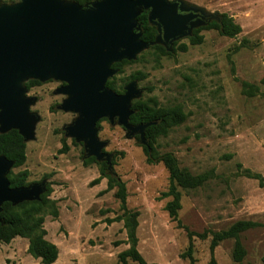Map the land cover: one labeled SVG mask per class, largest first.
<instances>
[{"label":"rangeland","instance_id":"obj_1","mask_svg":"<svg viewBox=\"0 0 264 264\" xmlns=\"http://www.w3.org/2000/svg\"><path fill=\"white\" fill-rule=\"evenodd\" d=\"M73 2V0H61ZM196 10L204 21L225 14L240 28L233 38L214 30L200 31L202 40L189 45L181 37L168 47V55L157 57L150 48L122 64L113 75L117 86L138 74L135 100H154L158 106H178L185 119L168 129L152 144L158 154L170 153L179 170L203 176L200 186L178 189L177 221L164 211L168 198V175L161 163L148 164L136 136L107 120L98 122L97 139L110 155L111 169L125 188V207L138 214L136 250L147 264H189L185 253L186 231L193 236L191 264H261L264 251V183L248 178L243 171L264 180V0H166ZM19 0H0L14 5ZM184 44V52L172 51ZM22 81L24 97L33 98L29 112L38 120L33 139L23 142L25 160L10 169L26 170V184L44 182L51 190L56 219L45 216V239L58 254L53 264H120L117 255L126 250L125 231L113 190L105 191L106 179L96 185L98 166L83 164L86 152L81 142L66 137L64 126L76 114L55 108L64 98L54 94L58 82L47 81L30 87ZM134 100V101H135ZM67 150L59 154L61 145ZM236 221L262 226L238 235L244 256L232 261L234 239L220 241L210 251L208 232L226 230ZM27 241L15 238L0 247V264H39L26 253ZM126 264H135L126 260Z\"/></svg>","mask_w":264,"mask_h":264},{"label":"water","instance_id":"obj_2","mask_svg":"<svg viewBox=\"0 0 264 264\" xmlns=\"http://www.w3.org/2000/svg\"><path fill=\"white\" fill-rule=\"evenodd\" d=\"M142 11L156 30L150 44L140 39L136 17ZM204 24L196 10L166 0H98L83 7L61 0H19L0 6V134L15 130L23 142L33 139L38 118L29 106L34 99L24 97L21 83L54 79L65 83L57 90L66 96L58 109L76 114L64 127L65 136L81 142L86 157L110 168L96 123L101 119L116 123L146 148L143 133L149 126L128 122L131 103L139 95L135 81H129L121 94L105 87L115 73L111 65L132 61L154 44L169 52L174 41ZM11 168L12 163L0 156V206L37 200L44 182L10 188L6 175Z\"/></svg>","mask_w":264,"mask_h":264},{"label":"trees","instance_id":"obj_3","mask_svg":"<svg viewBox=\"0 0 264 264\" xmlns=\"http://www.w3.org/2000/svg\"><path fill=\"white\" fill-rule=\"evenodd\" d=\"M98 0H73L80 6H84L91 2ZM136 22L140 27V39L146 44L154 42L156 30L147 21L146 11H142L137 17ZM214 30L219 36L233 38L236 36L240 28L232 19L225 14H217L215 17L209 19L204 25L192 29L190 36L187 37L189 45H197L201 42L202 37L199 35L200 31ZM173 45V43H172ZM152 53L157 56H166L169 53L165 48L159 44L149 46ZM186 46L180 44L172 51L184 52ZM131 62V61H130ZM128 61L122 60L111 65L112 69L118 70L122 64H127ZM140 76L138 74H130L128 81H138ZM37 84V81L30 80L26 87ZM105 87L112 90L116 94L123 92L121 86H117L114 82V77H111L105 82ZM264 97V95H263ZM130 109L132 114L128 118L131 125L149 124L144 129L143 137L147 143V148L142 146L145 155V161L148 164L161 163L168 175L167 188L160 194V198H168L169 200L164 205V211L167 216L179 225L177 221V210L179 209L180 192L178 189H193L202 183L203 176H192L188 172L179 170L176 161L170 153L158 154L152 144L157 137L165 135L166 131L173 126L182 123L185 116L178 106L161 107L158 106L154 100H135L131 103ZM98 127V123L96 124ZM138 139V137L136 136ZM67 150V147L62 144L58 153L62 154ZM0 156L12 163V168L15 169L23 165L25 160L24 143L21 137L15 130H10L4 134H0ZM94 163L98 166V177L90 181L89 185H96L100 179H106L105 191L113 190V197L119 203V210L121 216L114 218L108 222L121 221L122 227L125 231L126 244L128 248L117 255L120 264H126L129 260L135 264H147L136 250L135 228L137 225L136 218L138 214L134 211H129L125 207V188L120 179L113 173L104 162H96L94 158L88 157L83 161L87 165ZM248 178L256 179L258 185L262 186L264 180L258 175L250 174L247 170L243 171ZM28 174L26 170L19 171L12 174L10 171L6 175L10 188H19L26 186V178ZM51 190L45 186L42 194L37 200L23 201L16 205L3 203L0 206V245L8 244L14 238H22L27 241L26 253L33 259H37L39 264H53L57 259V248L52 243L45 239L46 231L43 229V222L45 216L56 219L58 215L55 203L48 198ZM262 226L256 222L251 221H236L231 224L226 230L218 232H208L210 236L209 249H212L224 239H234V246L232 251V261L240 263L244 256V251L238 242V235L249 229ZM193 236L204 239L206 234L194 235L186 231L188 245L185 253L181 256L187 258L191 264V244L190 240ZM261 264H264V251L261 257ZM210 264H215L211 259Z\"/></svg>","mask_w":264,"mask_h":264},{"label":"flooded vegetation","instance_id":"obj_4","mask_svg":"<svg viewBox=\"0 0 264 264\" xmlns=\"http://www.w3.org/2000/svg\"><path fill=\"white\" fill-rule=\"evenodd\" d=\"M49 80H51V81H54V82H58L59 83V86L57 87V88H55V90H53V93L54 94H60V93H57V90H59L60 88H62V87H64L65 86V83H63V82H60V81H57V80H54V79H48V80H45V81H43V82H47V81H49ZM43 82H39V81H37V84L38 83H43ZM36 85V84H35ZM61 96H63L64 98L60 101V103L59 104H57L56 106H55V108L56 109H58V106L62 103V101L66 98V96L65 95H62V94H60ZM59 110V109H58ZM61 111V110H60ZM63 112V111H62ZM73 114V113H72ZM102 120V119H101ZM106 120V119H105ZM73 121V120H72ZM100 121V120H99ZM98 121V122H99ZM97 122V123H98ZM108 122V121H107ZM96 123V124H97ZM65 127V126H64ZM95 127H96V125H95ZM96 129H97V127H96ZM63 130H64V128H63ZM103 152V151H102ZM105 153V152H104Z\"/></svg>","mask_w":264,"mask_h":264},{"label":"crops","instance_id":"obj_5","mask_svg":"<svg viewBox=\"0 0 264 264\" xmlns=\"http://www.w3.org/2000/svg\"><path fill=\"white\" fill-rule=\"evenodd\" d=\"M14 239H15V238H14ZM14 239H12V240H14ZM12 240H11V241H12ZM0 247H3V248H4V251H6L5 248H7V244L0 245Z\"/></svg>","mask_w":264,"mask_h":264}]
</instances>
